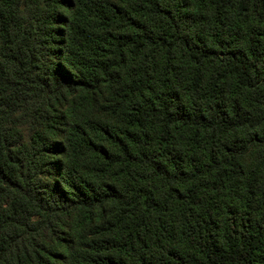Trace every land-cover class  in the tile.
Instances as JSON below:
<instances>
[{
	"label": "trees",
	"instance_id": "1",
	"mask_svg": "<svg viewBox=\"0 0 264 264\" xmlns=\"http://www.w3.org/2000/svg\"><path fill=\"white\" fill-rule=\"evenodd\" d=\"M0 264H264V0H0Z\"/></svg>",
	"mask_w": 264,
	"mask_h": 264
}]
</instances>
